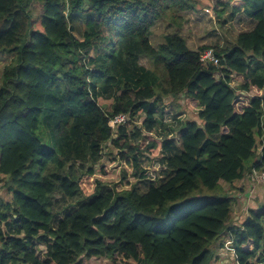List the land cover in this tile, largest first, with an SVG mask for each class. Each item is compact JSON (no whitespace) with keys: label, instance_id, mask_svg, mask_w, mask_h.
<instances>
[{"label":"trees","instance_id":"trees-1","mask_svg":"<svg viewBox=\"0 0 264 264\" xmlns=\"http://www.w3.org/2000/svg\"><path fill=\"white\" fill-rule=\"evenodd\" d=\"M215 6L219 18L231 9L229 18L242 13L256 24L227 47L193 49L179 34L154 46L155 23L180 25L175 10L194 8L189 0H0V54L12 55L0 85V174L11 192L0 198V264H213V244L229 232L238 264H264V204L231 226L232 199L217 193L169 222L201 186L264 171V0ZM92 48L104 54L95 70ZM208 49L217 65L201 60ZM140 55L153 61L152 76L117 83L106 110L99 85ZM181 96L197 120L173 116L181 126L165 125L168 98ZM119 114L127 118L115 128ZM160 130L165 137L144 136L146 145L133 140ZM108 143L124 179L130 167L129 187L105 181V164L95 167ZM155 162L161 179L147 178Z\"/></svg>","mask_w":264,"mask_h":264},{"label":"rangeland","instance_id":"rangeland-1","mask_svg":"<svg viewBox=\"0 0 264 264\" xmlns=\"http://www.w3.org/2000/svg\"><path fill=\"white\" fill-rule=\"evenodd\" d=\"M194 8L191 10H181L177 8L175 10L178 17L177 20L181 22L180 25H177L175 22H169L166 19L158 20L152 28L151 40L154 46L159 45L166 35L179 34L186 40L189 47L193 49H198L201 46L209 47H227L231 44H234L238 38L239 33L250 31L256 24V21L245 16L242 13L236 14L234 17L229 18L231 14V9L226 12L224 17L219 18L216 15V12L221 7H216V0H189ZM32 11L35 17V14H39V6L36 1L32 2ZM227 19L226 21L224 19ZM90 55L94 56L96 63L92 64L90 67L92 70H95L100 65L99 59L104 57V54L97 51L96 48L90 49ZM11 54H0V85L2 83V74L4 66L11 62ZM118 62V61H116ZM120 67H123L122 72H119L118 75L114 76L111 82L105 83L103 86L99 85L100 95L98 97L99 104L104 107L106 110L111 108V105L114 103L116 96H118V91L115 88V85L120 81H125L129 78V81L132 84H136L137 81H146L148 76H152V70L155 69L153 61L145 56L140 55L136 60L127 63L125 61L118 62V70ZM185 97L181 96L178 99L168 98V109L165 116V125H171L174 128H179L182 122H177L172 119L173 116L180 117V119H196L198 109L190 111L186 108ZM141 117L138 118L136 124L142 127ZM125 123V122H124ZM117 128V125L116 127ZM44 127L39 131L41 136L43 135V141L48 148L55 149L56 143L52 134L45 132ZM142 136L138 133L133 137L135 143H144L147 144V141L144 140V136L149 135L150 137L155 138V136L165 137V130L159 131V133H148L142 131ZM178 137V136H177ZM178 146V143H176ZM259 146V150H260ZM111 151L110 143L107 144V148L100 153V159L96 161V169H100L102 164H105L109 169L107 175L104 177L105 181L110 184H118L122 182L120 187H129L127 186V181H133V178L130 177V167L125 166L129 175L126 179L123 178V163L117 164L113 163V155H108V152ZM175 151H178L176 148ZM174 151V152H175ZM116 150H114V153ZM173 152H166L164 154V166L167 165L168 157ZM93 163L92 160L88 163H80L74 165V172L77 173L78 169L87 167ZM81 164V165H80ZM160 164L156 162L147 165V178L155 179L157 176L161 179L164 177L163 172L159 171ZM161 167V166H160ZM0 198L9 200L11 198V192L8 189V178L0 174ZM201 190V192H199ZM198 191V192H197ZM203 192V194H202ZM202 194L197 197L198 199H190L183 203L175 212V214L170 218L169 222H172L177 217H180L187 211L199 207L204 202L213 200L216 194H226L229 195L232 199V218L230 220V225H235L236 227L242 226L246 218L250 214V210L262 208L264 204V182L261 178L255 176L254 174L250 175V171L247 173L246 177L238 181L235 184H230L224 181H221L220 187L216 189H209L201 186L198 190L193 191L191 196L196 194ZM53 198L59 200L60 196L54 194ZM61 204V203H60ZM63 205V203L61 204ZM61 205L59 207H61ZM235 223V224H234ZM231 230V229H228ZM232 237L229 234L222 235L220 239L213 244L215 249V261L213 264H238L236 261V254L234 253L232 245ZM38 249L44 252L45 247L43 245H38ZM92 264H118L111 257H103L100 259H95ZM131 264H137L136 261L132 260Z\"/></svg>","mask_w":264,"mask_h":264},{"label":"built area","instance_id":"built-area-1","mask_svg":"<svg viewBox=\"0 0 264 264\" xmlns=\"http://www.w3.org/2000/svg\"><path fill=\"white\" fill-rule=\"evenodd\" d=\"M201 60L202 61H207V62H213L215 65L218 64V59L215 58V56L212 53V49H208L205 52H203L201 54ZM127 115L125 114H119L117 116H115L114 118L111 119V124L116 127V125L118 126L121 123H124L126 121ZM252 174H254L255 176L259 177L262 179V181L264 182V171H253ZM232 245H233V241H232ZM234 253H235V249L232 248Z\"/></svg>","mask_w":264,"mask_h":264},{"label":"crops","instance_id":"crops-1","mask_svg":"<svg viewBox=\"0 0 264 264\" xmlns=\"http://www.w3.org/2000/svg\"><path fill=\"white\" fill-rule=\"evenodd\" d=\"M237 182H238V181H237ZM237 182H236V183H237ZM236 183H235V185H236ZM234 224H235V223H234ZM235 225H236V224H235ZM228 232H229V231H228Z\"/></svg>","mask_w":264,"mask_h":264}]
</instances>
